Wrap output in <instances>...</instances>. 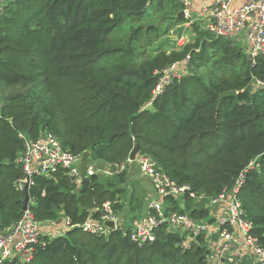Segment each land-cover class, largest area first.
<instances>
[{
  "label": "trees",
  "instance_id": "trees-1",
  "mask_svg": "<svg viewBox=\"0 0 264 264\" xmlns=\"http://www.w3.org/2000/svg\"><path fill=\"white\" fill-rule=\"evenodd\" d=\"M150 7L164 20L183 22L177 17L180 6L162 0L5 3L0 16V232L11 231L23 214L24 194L16 188L23 176L17 163L24 151L21 136L32 141L52 133L68 152L80 157L88 152L90 165L123 164L136 143L137 157L155 159L173 184L210 197L234 185L253 164L240 201L251 235L264 245V88L255 85L264 83V57L252 65L231 40L195 26L192 43L147 57L135 38L143 25L129 27L126 40L113 39L115 30L146 20ZM146 30L160 36L153 25ZM187 56L186 75L155 95L162 71ZM210 61L209 74L200 72ZM126 178L124 171L77 184L58 170L35 179L29 211L41 224L98 219L106 202L120 214ZM168 200L174 211L208 217L187 193L181 203ZM181 242L165 227L154 244L142 247L120 230L103 236L73 228L38 248L29 264H205L202 238L185 250Z\"/></svg>",
  "mask_w": 264,
  "mask_h": 264
},
{
  "label": "built area",
  "instance_id": "built-area-1",
  "mask_svg": "<svg viewBox=\"0 0 264 264\" xmlns=\"http://www.w3.org/2000/svg\"><path fill=\"white\" fill-rule=\"evenodd\" d=\"M7 1L9 0H0V16ZM162 1L174 2L180 6V11L183 12L182 28L191 29L196 26L212 37L231 40L252 65L259 57H264V0ZM189 60L190 56H187L183 62L162 71L155 95L165 86L186 75ZM255 85L257 88H264V83L257 82ZM21 138L24 141V151L17 160L23 173L16 183L19 191L23 192L25 188L29 191L36 178H50L58 170L65 171L77 184L81 182L78 179V163L81 157L65 150L54 134L45 133L32 141L23 136ZM135 162L160 200L150 201L146 213L129 226L128 231H125L118 211L110 202L103 205L98 219H88L80 225H72L68 219L41 224L35 221L29 211V206L33 204L29 199L27 210L11 231L0 232V264L7 261L29 264L35 258L38 248L73 228L103 236L120 230L132 243L142 247L154 244L163 227L167 232L181 236L180 248L184 250L190 249L202 238L208 251L205 264H238L245 259L250 264H264V245L251 235L252 224L245 218V210L240 201L245 175L253 168V164L239 175L234 185L224 189L216 197H210L189 192L186 186L178 187L173 184L160 171L152 157H136ZM131 163L133 162L128 158L127 162L120 165L101 167L88 164L86 177L102 175L111 178L127 171ZM186 193L196 202V207L204 206L208 213L207 219H194L188 213L172 209L168 199L174 198L181 203ZM106 222H113L114 229L107 228L104 225Z\"/></svg>",
  "mask_w": 264,
  "mask_h": 264
},
{
  "label": "rangeland",
  "instance_id": "rangeland-1",
  "mask_svg": "<svg viewBox=\"0 0 264 264\" xmlns=\"http://www.w3.org/2000/svg\"><path fill=\"white\" fill-rule=\"evenodd\" d=\"M167 4V3H166ZM168 4H171L168 3ZM153 7H150L148 10V17L146 20L142 22L132 23L131 26L125 25L124 27L117 29L114 31L112 37L113 39H117L120 41L126 40L130 35V28H135L137 26L143 25L140 27V32L135 36L137 38L136 44L139 47L140 51L144 52V55L147 57L152 55L155 50H164V51H171V50H178L183 46L192 43L194 41L195 33L192 29H184L182 28L181 24H176L173 20H164L162 19V14L160 12H153ZM148 25H153L154 27L158 28L159 35L156 32L146 30ZM130 27V28H129ZM196 27V26H195ZM192 28V27H191ZM198 28V27H197ZM200 29V28H198ZM166 34H163L165 32ZM201 30V29H200ZM203 31V30H202ZM162 33V34H161ZM214 67L213 61L207 62L203 68L199 71L205 74H209V72ZM227 73L226 70H222L221 74ZM96 165V164H93ZM101 167L105 165H99ZM117 185V184H116ZM123 186V185H122ZM126 192L122 195V200L119 203L122 205V213L120 214V218L129 216L130 219L134 217V222L136 223L139 218L141 217L144 207L146 205V200L148 198L147 193L149 192L148 189L151 187L150 183L147 182L144 188L134 183L132 179L128 176L126 178ZM132 190L135 192L134 196L136 199H133L132 205H127ZM133 192V193H134ZM128 217V218H129ZM125 219V218H124ZM121 224L119 221L118 225Z\"/></svg>",
  "mask_w": 264,
  "mask_h": 264
},
{
  "label": "crops",
  "instance_id": "crops-1",
  "mask_svg": "<svg viewBox=\"0 0 264 264\" xmlns=\"http://www.w3.org/2000/svg\"><path fill=\"white\" fill-rule=\"evenodd\" d=\"M98 165H101V164H98ZM126 173H127V176L130 178V179H132V181H134V183H137V185L138 186H140V187H142V188H144L145 186H146V184H147V182H149L150 183V181L146 178V177H144L142 174H141V172H140V169H139V167H138V165H137V163L136 162H133V163H131L129 166H128V168H127V171H126ZM150 185H151V183H150ZM148 193H147V195H148V198H147V200H146V205H145V207H144V210H143V213H142V215H141V217H143V215L146 213V211H147V206H148V203L150 202V201H153V200H160V197L155 193V190H154V188H153V186L151 185V187L148 189ZM134 191L132 190V193H131V197H130V199H129V201H128V203H127V205H132L133 204V199L135 198L136 199V194H135V192L133 193ZM134 194H135V196H134ZM180 202H181V197H180ZM123 211V210H122ZM122 211H121V213H122ZM120 213V214H121ZM120 214H119V217H120ZM129 216H127V217H123L122 219L120 218V220L125 224H127V226H132L133 224H135V223H133L134 222V217H132V219H130V217L128 218ZM140 217V218H141ZM125 218V219H124ZM139 218V219H140ZM125 224V225H126Z\"/></svg>",
  "mask_w": 264,
  "mask_h": 264
},
{
  "label": "water",
  "instance_id": "water-1",
  "mask_svg": "<svg viewBox=\"0 0 264 264\" xmlns=\"http://www.w3.org/2000/svg\"><path fill=\"white\" fill-rule=\"evenodd\" d=\"M177 17L182 18L183 12L182 11L178 12ZM138 151H139L138 145L135 143L134 147H133V149L129 155V159L132 162H135L136 157L138 155ZM89 157H90L89 153L85 152L82 154V156L80 158V161L78 163V179H79V181H82L86 177V171H87L88 164H89ZM23 194H24V200L22 203V210L24 212L27 210L28 202H29V194H28V190L26 188L24 189ZM182 208H183V206H182ZM104 225L109 229H114V223L113 222H106Z\"/></svg>",
  "mask_w": 264,
  "mask_h": 264
}]
</instances>
